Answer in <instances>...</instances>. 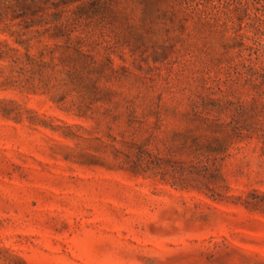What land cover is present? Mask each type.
<instances>
[{
	"label": "rangeland",
	"instance_id": "rangeland-1",
	"mask_svg": "<svg viewBox=\"0 0 264 264\" xmlns=\"http://www.w3.org/2000/svg\"><path fill=\"white\" fill-rule=\"evenodd\" d=\"M0 264H264V0H0Z\"/></svg>",
	"mask_w": 264,
	"mask_h": 264
}]
</instances>
